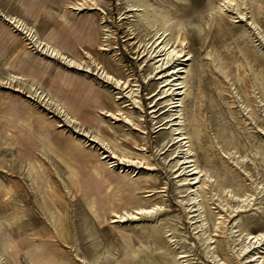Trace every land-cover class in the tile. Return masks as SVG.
Listing matches in <instances>:
<instances>
[{"label":"rangeland","instance_id":"obj_1","mask_svg":"<svg viewBox=\"0 0 264 264\" xmlns=\"http://www.w3.org/2000/svg\"><path fill=\"white\" fill-rule=\"evenodd\" d=\"M146 2L0 0V264H264V0Z\"/></svg>","mask_w":264,"mask_h":264},{"label":"bare ground","instance_id":"obj_2","mask_svg":"<svg viewBox=\"0 0 264 264\" xmlns=\"http://www.w3.org/2000/svg\"><path fill=\"white\" fill-rule=\"evenodd\" d=\"M127 5H128V7L135 8V9H137V11H139V13L136 15V18L139 21H141L146 28L153 29L155 31L154 32L155 35L156 36L159 35V39L160 38L164 39V35L167 34V32L170 28H169V26H167V24L165 22L162 23L159 21V15L155 11L147 9L148 3L146 2V0H127ZM159 44L161 45V46H159V48H160L159 50L162 53V57H163V58L161 57L162 58L161 63L160 62L159 63L161 64V67L162 66L167 67V65L171 62L172 53L174 52L168 48L169 46L171 48L172 45H170L171 43L169 41H166V40H162L161 43H159ZM155 52H159V51H155ZM172 67H174V66H172ZM174 71L175 70L173 69V71L169 75L164 76V77H167V79L165 80V82H167L166 85L170 86L168 89H166V90L164 89V90L166 93L165 95L168 98L167 100L170 103H172L174 100L173 97L171 96V93L173 92V91H171V90H173L172 88H176V90H178V92H177L178 96L175 99V101L173 102L175 106H174V110L172 111V116L174 117L173 121H175L174 122L175 129L173 128L174 130L173 129L172 130L174 131V133H176V135H178L181 131V120H180L181 105H182V101H183V96L186 92V90H185L186 84L184 82H185V76L187 73V64L185 66H183V68L180 69L179 75L176 77L174 76ZM173 76L175 77L174 79H173ZM171 77L173 80H169V78H171ZM168 92H171V93L167 95ZM178 136H180V135H178ZM187 138H186V140H187ZM181 140H185V138H181ZM181 140H180V142H181ZM181 148H182L181 159L188 160L187 158L189 157L188 154L190 153V149L187 145V142L184 141ZM187 163H191V161H188ZM188 168H190V166H188ZM206 178H207L206 170H200V178L197 179V177H195V176L193 178H191L190 181H193L192 185L190 187L191 200H196L198 192H199L200 188L204 185ZM197 211L199 212V207H197ZM196 216H197V218H199L201 224H203L200 213H198ZM234 223H235V221L233 222V224ZM233 224H232V226H233ZM248 236H249L248 233H242L241 234L240 247L238 249L239 252L241 254H246V259L247 260L249 259L247 264H263L262 257L254 259L258 254H260L259 249H255V251L253 250L251 252L248 251L250 248V245L246 244L247 240H248ZM262 236L264 237V235H262ZM257 248H259V247H257ZM260 250H261V248H260Z\"/></svg>","mask_w":264,"mask_h":264}]
</instances>
